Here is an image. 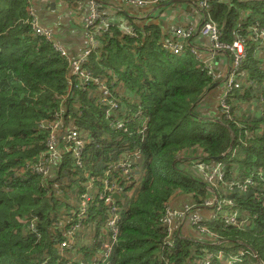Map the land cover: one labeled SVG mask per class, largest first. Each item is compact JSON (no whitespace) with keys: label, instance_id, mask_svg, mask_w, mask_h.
Wrapping results in <instances>:
<instances>
[{"label":"trees","instance_id":"trees-1","mask_svg":"<svg viewBox=\"0 0 264 264\" xmlns=\"http://www.w3.org/2000/svg\"><path fill=\"white\" fill-rule=\"evenodd\" d=\"M157 1L160 8L171 0ZM184 1L196 6L199 0ZM211 2L200 10L202 21L220 30L221 45L242 43L245 57L239 71L246 76L226 101L229 116L219 111L214 120H206L198 107L214 80L188 53L192 40L182 54L192 57L174 56L164 48L167 39L158 27L130 38L117 29L110 30L112 35L95 33V24L93 33L101 46L81 67L90 78L84 82L71 74L67 57L31 32L30 0H0V264H76L69 262L71 252L60 251L59 245L68 233L74 235L98 218L97 234L104 235L99 228L108 205L97 195L110 163L127 158L135 163L134 174L141 166L143 176L134 194L128 197L134 186H126L124 202L116 203L122 209L118 235L106 264H200L209 255V264H226L240 253L241 261L234 264H264V58L259 57L264 49L259 36L264 32V0ZM224 52L232 63V51ZM96 79L105 81L108 98ZM112 81L122 82L139 102L119 98ZM57 116L62 128L78 129L85 140L82 164L77 166L64 153L57 165L44 163V175L39 169L49 132L39 125ZM188 148L199 154L181 156ZM222 156L223 177L215 181L213 192L232 200V211L246 212L240 221L248 225L225 227L224 216L216 213L214 221L203 225L221 244H210L211 237L196 229L203 240L174 233L173 246L167 247L168 231L160 220L173 195L192 196L195 206H203L212 186L198 165L207 167ZM248 178L251 186L236 187ZM110 180L121 182L118 173H111ZM63 184L65 189H58ZM86 193L93 199L79 216ZM76 202L80 206L74 207ZM93 250L89 246L74 252L83 253L81 264H90ZM217 250H223L220 258Z\"/></svg>","mask_w":264,"mask_h":264},{"label":"crops","instance_id":"crops-1","mask_svg":"<svg viewBox=\"0 0 264 264\" xmlns=\"http://www.w3.org/2000/svg\"><path fill=\"white\" fill-rule=\"evenodd\" d=\"M90 1V0H89ZM89 1L88 0H30V9L35 10L39 25L44 29L48 30L53 39L59 46L65 51L66 57L69 61L73 62L78 60L82 55L90 49V44L88 41V36L85 30V24L89 15ZM212 1V0H211ZM210 1V2H211ZM218 4L230 5L234 1L247 2L251 0H213ZM212 1V2H213ZM211 2V3H212ZM97 4V14L99 16V22L96 23L95 33H111V29H117L123 36H128L130 38H137V34H142L146 28L155 26L160 28L162 37L165 39L173 40L174 32L177 29L194 31V37L191 38L192 45L191 49L196 51V55L191 54L195 61H197V67H209L213 76L211 87L207 91L204 99L200 102L199 107L203 106V110L199 113L203 115V118L207 120H214L219 116V102L221 95L224 92L223 84L226 77L229 74L231 60L224 51H217L213 49V46L209 39L203 38L200 34V26L202 24V16L200 9L192 4L181 2L176 3L177 5H170L168 8H158L155 7H144V8H133L122 4L117 0H96ZM185 4V8L181 6ZM210 4V3H209ZM211 6V5H210ZM29 9V10H30ZM30 12V11H29ZM94 28L90 30V35L93 39V50L90 52L88 58L96 51L100 49V41L95 38V33H93ZM198 34V35H197ZM166 40V41H167ZM164 41V43L166 42ZM161 42V40H160ZM188 44V42H187ZM258 49V48H257ZM182 55V54H181ZM190 56V55H188ZM187 55H182V57H188ZM190 56V57H192ZM259 57L264 58V49L259 53ZM87 58V60H88ZM71 74H73L72 67L70 68ZM247 74V73H246ZM245 78V77H244ZM241 82L244 83L245 79ZM104 85V80L100 81ZM115 93L119 98H126L129 103H136L137 98H135L122 82H115ZM105 89V88H103ZM199 154V150L196 148H188L181 152V156H193L196 157ZM188 158V157H186ZM223 158V156H222ZM221 158V159H222ZM221 159H216V162L208 165L207 167H199V172L206 170L205 175H209L211 168L215 165L221 163L224 168ZM139 163L142 161L141 157L136 159ZM143 169L141 166L138 167V172L135 175V184L130 192L127 193L128 197L131 196L136 189L135 187L139 185L141 178L143 176ZM206 180V176L203 177ZM211 187V186H210ZM215 185L208 188V200L209 202H214L216 200H227L220 198L219 193L216 195L213 191ZM58 189L64 190V184L58 186ZM92 193L93 190H88ZM70 194L68 192L67 196ZM72 197L71 199H74ZM122 195L120 198L121 199ZM76 199V198H75ZM114 199V202L118 201ZM123 200V199H122ZM206 201V202H207ZM72 203V202H71ZM214 204V203H213ZM70 206H72L69 203ZM80 206L79 202H76L74 207ZM169 207L174 210H183L185 207H191L192 212L197 214L203 220V224H208L210 221L216 219V211L214 207H204L202 205L195 206L192 196H183L180 192H176ZM109 208L106 215V220L102 222L100 231L104 235H98L96 229V223L100 218H98L95 223L83 224L78 229L77 233L72 235L70 239L66 241L69 244V248L61 249L59 245V250H69L71 253L68 255L70 257L69 262H74L76 264H81L84 262L85 258L83 253L74 252L77 249L87 248L89 246L93 247L94 254L91 257V263H96L101 260L102 257V245L107 242V230L105 228L106 221L109 219ZM122 210V209H120ZM225 214H230V209L224 207ZM238 218L244 219L247 215L246 212H237ZM173 231L180 238L189 239L191 241H201L204 238L197 233L196 229L189 225L188 222H183L182 224H173ZM212 244V243H210ZM218 251V250H217Z\"/></svg>","mask_w":264,"mask_h":264},{"label":"built area","instance_id":"built-area-1","mask_svg":"<svg viewBox=\"0 0 264 264\" xmlns=\"http://www.w3.org/2000/svg\"><path fill=\"white\" fill-rule=\"evenodd\" d=\"M121 2L124 5L133 7V8H144L147 6L155 7L157 5L158 1H144V0H117ZM211 0H199L196 6L200 10H207L209 8V2ZM99 21V16L97 14V4L96 0H90L89 1V15L85 24V30L88 36V41L90 44V49L85 52L82 57H80L78 60H75L73 62L70 61L71 67L73 69V76H76L78 79L83 80L84 82H88L90 78L87 75H84L83 72H81L82 65L87 61L88 56L90 55V52L93 50V39L90 35V30L93 25H95ZM28 25L31 29V32L34 36H38L47 42H50L52 45V48L58 52L61 56L66 57L65 51L59 46L58 43L55 42L53 39L51 33L41 27L39 25L36 12L35 10L31 9L29 12V22ZM200 32L199 34L201 36H206L209 41L211 42L213 49L217 51H225L230 50L232 51V63L230 66L229 74L226 77V80L224 81L223 88L224 92L221 95L220 102H219V111L220 114L225 115L226 117L229 116V108L227 106V99L232 96L231 92L234 90H237L240 88V81L246 76L245 72L239 71V64L242 62V60L245 57V50L242 46V43L240 41H236L233 46L227 47L224 45H221L219 43V37H220V30L216 27L215 24L212 22H203L200 26ZM194 31L191 29L188 30H181L177 29L174 32L173 40H167L164 44V48H166L172 55L178 56L183 54L185 51V44L191 40V37L193 36ZM259 36L264 39V32H259ZM190 52L194 55H196V51L191 49ZM205 69L208 70V74L213 76L211 70L209 67H205ZM94 82L98 83L99 85L102 84L100 80L96 79ZM100 88L102 92L105 94V96L108 98L109 93L103 85H100ZM106 97L103 98V102H107L111 109H116V105L108 100ZM61 120L56 117V121L51 123H45L42 122L39 127L41 129H46L49 132L48 140L46 143V155L44 162L41 163L39 172L42 174H46L48 169L45 167V164H49L51 166L57 165L61 162V156L64 153H70L72 158L75 160V164L77 166H81L82 164V151L85 147V140L81 137V134L78 129L72 128V127H61ZM117 128H123V124L116 123ZM146 127H142L141 134L145 131ZM135 159H137V156H135ZM134 162L129 161L127 158L126 160H123L121 162L116 163H110L109 170L105 172V179H103V188L102 191L97 195L99 200L104 201L105 204L108 205L109 208V219L107 220L105 224V228L107 230V235L109 240L102 245V257L100 262H96L93 264H106L108 258L111 255L112 248L116 242L117 235H118V222L120 220L121 216V208L116 204L120 203L122 204L124 200L118 199V201L114 202V196L117 194L119 195V198L121 197L124 187L134 185L135 184V168H134ZM199 167H203L202 165H199ZM223 165L221 163L215 165V167L211 168V172L209 175L206 176V181L210 184V186H213L215 181H220L223 177L222 173ZM111 173H118L121 182L110 180V174ZM252 181L250 178L246 179L242 185H236V187L240 188V190H245L246 186H251ZM89 188H91V184L88 185ZM232 187V186H231ZM93 198H91L90 194H84L82 196L81 200V210L79 213V216H83L86 211L87 203H89ZM214 203V204H213ZM204 207L210 208L214 207L215 211L219 215H223V221L225 224V227L232 226L237 228H243L248 225V222L246 220H241L238 218V214L236 211H232L234 208V202L232 200H226V201H220L216 200L214 202H205L203 204ZM224 207H227L230 209V214H225ZM85 217H82L80 219L83 220ZM161 224L167 228L168 231V241L166 242L167 247L173 246V241L170 240L172 235L174 234L173 231V224H182L183 222H188L190 226L197 229L200 233L208 234L211 237V243L212 244H221L223 241H221L219 238L214 237L211 232L207 230L205 225H203V220L201 217L197 214H194L192 212L191 207H185L183 210H174L168 207L166 209L165 215L160 220ZM30 229L34 234H38V230L31 226ZM69 238L72 236V233H68ZM61 249L69 248V244L67 241H63L60 243ZM218 258H220L223 255V250H219L217 252ZM243 256V253H240L239 256H235V258L230 259L226 264H234L235 262H240L241 258ZM212 256L209 255L205 259H203L200 264H209L210 258ZM41 264H47L46 261L42 262Z\"/></svg>","mask_w":264,"mask_h":264},{"label":"water","instance_id":"water-1","mask_svg":"<svg viewBox=\"0 0 264 264\" xmlns=\"http://www.w3.org/2000/svg\"><path fill=\"white\" fill-rule=\"evenodd\" d=\"M89 1V0H88ZM181 2H185L184 0H171L170 2L166 3V4H163L160 6V8H168L170 5H173V4H176V3H181ZM158 7V6H157ZM222 157L218 158V159H221ZM119 198V195H115L114 196V199H118Z\"/></svg>","mask_w":264,"mask_h":264},{"label":"rangeland","instance_id":"rangeland-1","mask_svg":"<svg viewBox=\"0 0 264 264\" xmlns=\"http://www.w3.org/2000/svg\"><path fill=\"white\" fill-rule=\"evenodd\" d=\"M174 5H177V4H174ZM181 6L185 8V4H181ZM202 108H203V106L201 105V107H199L200 111L203 110ZM133 194H134V193H133ZM133 194H132V195H133Z\"/></svg>","mask_w":264,"mask_h":264}]
</instances>
